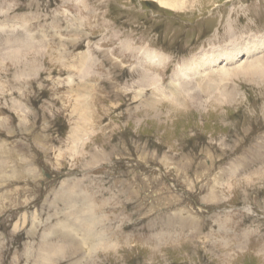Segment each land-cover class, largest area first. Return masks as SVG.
<instances>
[{
	"label": "rangeland",
	"instance_id": "1",
	"mask_svg": "<svg viewBox=\"0 0 264 264\" xmlns=\"http://www.w3.org/2000/svg\"><path fill=\"white\" fill-rule=\"evenodd\" d=\"M168 1L0 0V264H264V62L175 79L264 0ZM67 193L106 245L57 229Z\"/></svg>",
	"mask_w": 264,
	"mask_h": 264
},
{
	"label": "bare ground",
	"instance_id": "2",
	"mask_svg": "<svg viewBox=\"0 0 264 264\" xmlns=\"http://www.w3.org/2000/svg\"><path fill=\"white\" fill-rule=\"evenodd\" d=\"M160 1L163 2L164 4L165 3L168 4V2H169L168 0H160ZM229 32L228 33L230 35V40L227 43V45L225 44L223 47L221 46L218 49H210L209 51L201 52L198 56L192 58L185 65H183V67L180 68V71L177 72L175 79L183 80L182 82H184V80L195 78V79L199 80L200 84L201 83L203 84V88L206 91H209V90L213 91V90L219 89L220 94L224 95L227 92V90H226L227 87L225 88V85H220L217 87V84L220 83L219 80H218V83H215L214 80L210 79V81H211V83H210V81L209 82L207 81L208 77H207V79H205L206 74H209V72H213V70H215L214 67L217 66L216 64L219 61H223V65L221 68H222V75H223L222 78L224 80L226 79L224 77L225 76L227 77L228 74L232 71V67H229V66H231L230 64L234 63L236 61V57L240 54H243V55L245 54L244 58L248 61L254 60V61H258V62H264V60L260 61L261 59H263L262 57H264V55H263V53H264V36H257V35L252 34V35H248V36H242V37H240V39H237V38H239V36H237L236 34H233L234 33L233 30H231ZM144 54H146V53H144ZM258 54H260V55H258ZM146 56L151 57V59L153 60V63L161 62L164 59L161 57V55L156 54V53H152V51L150 53L146 54ZM243 59L239 61V63L237 64L236 67L242 66V63L245 62ZM256 59H258V60H256ZM248 66L244 69V71L246 70V73L248 72L249 74H251L252 73L251 71H253L254 74L259 73V71L261 72V74L264 73V63L263 64L257 63L256 65H254V67L250 66L252 69L248 68ZM242 69H243V67H241V70ZM249 69H251V70H249ZM212 79H213V77H212ZM178 83H180V82H178ZM173 87L175 89L174 88L172 89V87H169V88L173 91L174 96L179 97L178 91L176 89V84H173ZM210 91H209V93H210ZM226 96H229V95H226ZM86 106H85V108H86ZM83 133H84L83 130H82L81 134H79V132H77V131H74L72 134L73 140L76 141L79 138V135L81 136ZM85 199H86V197H78L77 194H71V193L70 194L67 193L66 195L63 196L62 200L66 201V205H69L71 202L73 204L76 203L75 201H78V202H77V205H75L74 207L71 208V209H75V211L73 213L69 214L66 220L61 221L62 223H60L57 226V229L63 228V230H65L67 232V234L68 233L73 234L74 231H76V233H74V234H78L82 238L83 241L89 242L91 244V246L93 245L92 247H95V248L99 245H106L107 244V237H105V235H103V234L96 232V230H95V228H97L96 225L91 226L93 220H95L96 224H97L99 219H98L97 215H95V213H94V206L92 205V203H90V201L88 203L81 201V200H85ZM80 218H82V219H80ZM78 219H80L82 221V224L84 223L83 227H78L76 225V221ZM73 222H75V223H73ZM55 246L60 247L58 244ZM43 249L40 248L38 257H40V255H41V260L39 262L36 261V264H51L48 261L52 255V253H53V251H50L52 249L51 248H49L50 250H48V248L47 249L43 248ZM53 254H55V251Z\"/></svg>",
	"mask_w": 264,
	"mask_h": 264
}]
</instances>
